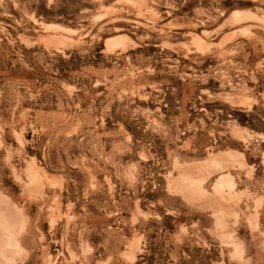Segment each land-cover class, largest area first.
I'll use <instances>...</instances> for the list:
<instances>
[{
    "label": "rangeland",
    "instance_id": "1",
    "mask_svg": "<svg viewBox=\"0 0 264 264\" xmlns=\"http://www.w3.org/2000/svg\"><path fill=\"white\" fill-rule=\"evenodd\" d=\"M0 243L264 264V0H0Z\"/></svg>",
    "mask_w": 264,
    "mask_h": 264
},
{
    "label": "bare ground",
    "instance_id": "2",
    "mask_svg": "<svg viewBox=\"0 0 264 264\" xmlns=\"http://www.w3.org/2000/svg\"><path fill=\"white\" fill-rule=\"evenodd\" d=\"M1 230H3L4 233H6L4 229H1ZM3 236H4V235H3ZM1 246H2V244L0 243V256H1V259H2V258L4 259V251H3V249H2Z\"/></svg>",
    "mask_w": 264,
    "mask_h": 264
}]
</instances>
